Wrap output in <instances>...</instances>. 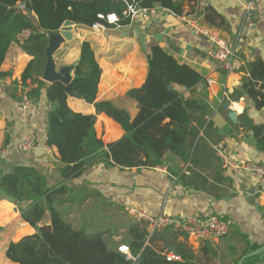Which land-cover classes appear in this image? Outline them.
Instances as JSON below:
<instances>
[{"label": "crops", "instance_id": "crops-1", "mask_svg": "<svg viewBox=\"0 0 264 264\" xmlns=\"http://www.w3.org/2000/svg\"><path fill=\"white\" fill-rule=\"evenodd\" d=\"M196 16L234 51L231 72L223 71L206 56L209 43L205 38L194 36L182 25L180 17ZM29 34L23 32L18 39L21 42ZM83 42L90 44L101 71L96 101H109L133 119L138 107L127 93L143 85L146 56L157 46L206 81V86L199 85L198 89L206 92L210 109L206 119L211 126L200 132L191 165L172 157L152 169H121L100 163L65 182L70 197L66 194L57 207L63 218L75 229L112 230L116 234L113 241L120 242L130 219L128 207H141L152 217L217 216L228 225L223 238L177 237L178 243L193 251L198 264H234L249 246H263L262 199L254 193L262 185L249 173L225 171L213 148L223 143L234 160L264 164V152L257 150L249 130L251 125L264 126V99L242 87L250 79V65L255 61L264 64V0H209L204 11L194 0L184 3L181 15L163 9L148 19H122L117 25L105 21L92 27L74 24L72 40L61 44L54 54L56 69L77 63ZM31 60L12 44L0 66L4 74L0 77V169L7 173L14 166H30L55 187L62 181V164L56 148L46 145V117L51 106L44 92L30 109L22 110L18 105L21 74ZM71 74L73 78V71ZM66 102L74 113L96 116L95 133L105 145L123 137L122 128L106 115L96 114L92 104L73 96ZM230 111L236 114L234 121L228 117ZM26 136L34 140L30 151H22L18 145ZM182 175L184 180L195 179V183L186 184L180 179ZM42 223L49 224L48 216ZM0 228V264H14L5 257L8 244L33 235L35 230L21 220L18 206L1 194Z\"/></svg>", "mask_w": 264, "mask_h": 264}, {"label": "trees", "instance_id": "trees-1", "mask_svg": "<svg viewBox=\"0 0 264 264\" xmlns=\"http://www.w3.org/2000/svg\"><path fill=\"white\" fill-rule=\"evenodd\" d=\"M192 1L0 0V66L12 44L32 57L21 74L20 87L32 105L38 104L44 92L51 106L46 117V145L56 148L62 164L59 170L62 181L55 187H50L46 178L30 166H14L7 173L0 169V194L18 206L21 220L35 230L33 235L8 244L5 257L9 261L14 264H198L193 251L176 241L183 233L171 227L149 233L144 222L132 220L125 225L122 241L115 242L116 234L112 230L88 232L73 228L57 207L66 194L70 197L65 182L80 177L96 164L152 169L172 157L191 165L200 132L211 126L206 119L210 114L206 92L198 89L199 85L206 86V81L190 67L178 64L161 48L152 47L146 56L147 75L143 85L127 93L138 107L131 119L126 110L111 102L96 101L101 71L88 42L80 45L79 59L69 84L58 81L46 84L41 80L48 45L45 33L57 32L64 22L92 27L101 22L98 14L111 13L122 20L128 4L160 7L181 15L184 3ZM26 31L30 32L29 36L20 42L18 36ZM249 71L250 79L244 81L243 89L264 99L256 89L258 83H264V64L255 61ZM3 76L0 72V77ZM17 85L16 82L13 85L14 92ZM68 96L92 104L96 114L111 118L124 131L123 137L105 145L95 133L96 116L71 111L66 102ZM15 99L18 102L19 98ZM249 130L257 150L264 152V126L251 125ZM189 174L192 177V172ZM184 178V175L180 177ZM190 178L184 182L195 183ZM46 216L48 225L42 223ZM120 243L128 247L130 257L118 251ZM257 248L249 246L242 255ZM166 254L176 255L180 260L167 262ZM263 263L264 253L243 264Z\"/></svg>", "mask_w": 264, "mask_h": 264}, {"label": "built area", "instance_id": "built-area-1", "mask_svg": "<svg viewBox=\"0 0 264 264\" xmlns=\"http://www.w3.org/2000/svg\"><path fill=\"white\" fill-rule=\"evenodd\" d=\"M197 3L200 11L206 10L209 6V0H197ZM160 10L163 9L160 7L142 8L135 4H128L122 13V16L123 20H130L136 17L148 19L151 16L157 15ZM97 18L110 25H117L121 20L114 13L107 15L98 14ZM180 20L182 25L194 36L205 38L208 41L209 48L206 52V56L210 60L215 61L218 67L223 71L231 72L233 69V61L235 59L232 48L225 41L205 28L198 16L193 18L180 17ZM208 82L210 83L211 80H208ZM257 89L264 95V83H258ZM19 98L18 105L22 110H28L32 107V102L27 98L25 92L22 91ZM18 145L22 151H30L34 147V140L32 137L26 136L20 139ZM213 149L220 161L221 167L225 171L230 173L240 171L246 172L259 181L262 185V189L258 191L256 190L254 193L259 195L262 199V211L264 215V164L234 160L223 143L214 145ZM126 215L136 222H144L149 233L160 231L167 227H171L184 235L199 239H221L228 233V225L217 216H193L180 219L167 216L152 217L144 209L138 206L128 207L126 209ZM118 251L127 257H130L129 249L126 245H119ZM164 259L167 262L180 260L179 257L173 254H166Z\"/></svg>", "mask_w": 264, "mask_h": 264}, {"label": "water", "instance_id": "water-1", "mask_svg": "<svg viewBox=\"0 0 264 264\" xmlns=\"http://www.w3.org/2000/svg\"><path fill=\"white\" fill-rule=\"evenodd\" d=\"M73 30L74 24L69 21H66L62 24L57 32L54 33H45V36L48 41V45L44 51L45 54V65H44V74L41 77V80L47 84H52L55 81H58L64 85H67L72 80V71L74 70L77 63H74L70 66H64L59 69H56L54 54L61 44L65 42H70L73 38ZM40 34H44L42 29L38 30ZM172 87L170 86V89ZM225 109L228 110V104L224 106ZM228 117L231 120H235L236 114L233 111L228 113ZM264 253V245L245 254L242 255L237 264H243L244 261L253 258L255 256L261 255Z\"/></svg>", "mask_w": 264, "mask_h": 264}, {"label": "rangeland", "instance_id": "rangeland-1", "mask_svg": "<svg viewBox=\"0 0 264 264\" xmlns=\"http://www.w3.org/2000/svg\"><path fill=\"white\" fill-rule=\"evenodd\" d=\"M130 221H132V220L128 219V222H130ZM97 230H103V229H95L94 231H97Z\"/></svg>", "mask_w": 264, "mask_h": 264}]
</instances>
